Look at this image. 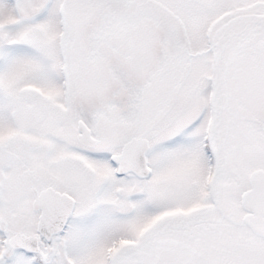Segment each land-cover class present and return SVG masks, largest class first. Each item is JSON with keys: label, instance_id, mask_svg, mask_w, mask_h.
Instances as JSON below:
<instances>
[{"label": "snow or ice", "instance_id": "1", "mask_svg": "<svg viewBox=\"0 0 264 264\" xmlns=\"http://www.w3.org/2000/svg\"><path fill=\"white\" fill-rule=\"evenodd\" d=\"M0 264H264V0H0Z\"/></svg>", "mask_w": 264, "mask_h": 264}]
</instances>
